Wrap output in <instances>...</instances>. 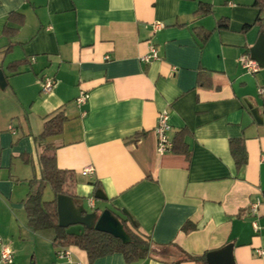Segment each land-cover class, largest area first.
<instances>
[{"label":"crops","instance_id":"0c3cea01","mask_svg":"<svg viewBox=\"0 0 264 264\" xmlns=\"http://www.w3.org/2000/svg\"><path fill=\"white\" fill-rule=\"evenodd\" d=\"M253 1L0 0L7 79L0 86V234L15 264H60L58 248L32 230L25 209L47 152L67 171L66 194L89 211L129 214L153 241L150 255L133 263L118 252L91 263L84 250L68 247L81 264H176L185 253L228 244L235 264H264L256 252L264 249V110L257 91L264 79L239 61L261 34L258 26L243 30L260 14ZM201 4L209 12L197 14ZM222 18L228 28L217 27ZM156 21L165 26L154 32ZM150 44L160 57L146 63ZM22 59L17 72L8 69ZM45 76L56 80L48 95L41 91ZM82 90L89 99L79 105ZM164 109L172 138L186 131L190 156L157 151ZM60 111L63 131L36 139ZM231 139L245 143L241 168ZM88 166L94 173L83 175ZM188 221L195 225L189 232Z\"/></svg>","mask_w":264,"mask_h":264},{"label":"trees","instance_id":"16d2710c","mask_svg":"<svg viewBox=\"0 0 264 264\" xmlns=\"http://www.w3.org/2000/svg\"><path fill=\"white\" fill-rule=\"evenodd\" d=\"M259 9L260 14L253 25H245L244 31L251 29L253 26H258L260 33L264 32V0H254L252 4ZM209 12L203 4L200 5L197 14H205ZM21 17H23L20 13ZM14 16L11 14L10 18ZM218 28H228L229 22L222 18L218 21ZM9 29H5V33H9ZM210 35L206 32L204 40ZM25 63V60H18L9 64L8 69L15 73L19 67ZM1 68V67H0ZM264 110V96H263ZM66 115L60 111L49 117L44 123V129L36 139H47L60 134L63 131V126L66 121ZM186 131L180 130L176 133L173 139L174 152L186 153L190 156L191 151L185 142ZM230 148L236 160L238 168L243 167L247 162V151L245 143L242 139H231ZM41 176L35 179L37 186L35 190L30 192L25 199V209L28 216V224L34 232L51 240L56 248L76 246L84 250L92 263L97 258L107 256L113 253L123 254L125 260L129 263L144 259L150 255L153 241L151 238L139 230L138 224L127 214V217L119 216L124 229L130 235L131 241L124 242L121 238L114 236L108 232L96 230L95 228L86 229L84 233L79 235L69 234L65 227L59 225L57 197L59 194L65 193L64 186L68 180L67 171L61 169L56 161V157L48 152L41 156ZM47 186H50L54 192L52 200L44 199V191ZM98 190L99 185L95 184ZM77 205H81L83 200L71 194ZM195 229L193 222L188 221L183 225V230L189 232ZM184 260H192L196 264H209L207 261V253L201 255H191L185 253L180 259L176 260V264H181Z\"/></svg>","mask_w":264,"mask_h":264},{"label":"water","instance_id":"95a60500","mask_svg":"<svg viewBox=\"0 0 264 264\" xmlns=\"http://www.w3.org/2000/svg\"><path fill=\"white\" fill-rule=\"evenodd\" d=\"M250 53L251 57L264 67V32L260 34L256 43L250 48ZM0 86L2 88L7 86V79L1 68ZM57 204L59 225L65 227L67 233L79 235L84 233L86 229L95 228L113 234L124 242L131 241V237L124 229L120 218L110 209H104L101 213L97 210L89 211L83 203L77 205L73 196L66 193L58 195ZM207 261L209 264H235L233 245L228 244L219 250L209 252Z\"/></svg>","mask_w":264,"mask_h":264},{"label":"built area","instance_id":"2783aa9c","mask_svg":"<svg viewBox=\"0 0 264 264\" xmlns=\"http://www.w3.org/2000/svg\"><path fill=\"white\" fill-rule=\"evenodd\" d=\"M165 26L163 22L156 21L153 24L154 32L162 29ZM160 57L159 48L155 44H150L149 51L144 56H142L141 60L149 63L155 59ZM241 66L250 74H257L260 72L262 66L260 63L253 59L250 54L244 53L240 57ZM56 84L55 78L52 76H45L42 78V93L45 95L50 94ZM258 93L264 96V84L258 88ZM89 99V93L85 91H81L76 101L79 105L85 104ZM157 134V151L161 154L170 152L173 149V138L170 134L171 125L169 122V111L167 109L161 110L158 115V122L155 129ZM95 171L93 166H88L83 169V175H91ZM88 203L91 207H95V199L89 198ZM256 204H254V209ZM255 227L258 229V225L255 224ZM257 254L263 255L264 249L259 248L256 250ZM57 256L64 264H81L77 261L68 247H60L57 249ZM0 264H15V255L12 247L7 244L0 234Z\"/></svg>","mask_w":264,"mask_h":264},{"label":"rangeland","instance_id":"374dc122","mask_svg":"<svg viewBox=\"0 0 264 264\" xmlns=\"http://www.w3.org/2000/svg\"><path fill=\"white\" fill-rule=\"evenodd\" d=\"M253 75H255V74H253ZM257 76L263 77V79H264V67H262L261 70H260V72L257 73ZM257 91H258V88H257ZM53 198H54V192H53V190L51 189L50 186H47L46 189H45V191H44V199L45 200H51ZM59 262H60V264H64L62 262V260H60V259H59Z\"/></svg>","mask_w":264,"mask_h":264}]
</instances>
